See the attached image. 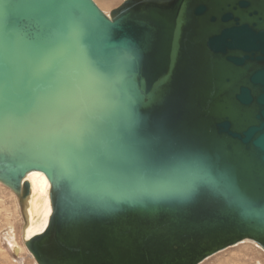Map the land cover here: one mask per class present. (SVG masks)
Segmentation results:
<instances>
[{
	"label": "water",
	"instance_id": "water-1",
	"mask_svg": "<svg viewBox=\"0 0 264 264\" xmlns=\"http://www.w3.org/2000/svg\"><path fill=\"white\" fill-rule=\"evenodd\" d=\"M35 2L0 0V33L16 32L21 65L57 11L81 13L91 25L81 47L110 66L118 100H134L132 154L157 169L202 160L264 208V0H123L108 15L95 0H48L39 12ZM30 87L5 78L0 94L23 107ZM32 171L49 181L52 205L25 243L38 264H199L244 240L264 251V218L221 199L77 206L48 156L0 148V183L20 202Z\"/></svg>",
	"mask_w": 264,
	"mask_h": 264
},
{
	"label": "snow or ice",
	"instance_id": "snow-or-ice-1",
	"mask_svg": "<svg viewBox=\"0 0 264 264\" xmlns=\"http://www.w3.org/2000/svg\"><path fill=\"white\" fill-rule=\"evenodd\" d=\"M47 2L36 0L35 11ZM32 26L25 25L26 36ZM90 31L81 13L57 11L22 65L16 32L0 33V82L22 77L32 85L23 107L0 94V148L12 143L48 156L77 206L115 208L172 197L195 202L207 195L241 209L242 216L264 218V208L251 209L241 191L202 160L157 169L132 154L134 100H118L110 66L91 62L81 47Z\"/></svg>",
	"mask_w": 264,
	"mask_h": 264
},
{
	"label": "bare ground",
	"instance_id": "bare-ground-1",
	"mask_svg": "<svg viewBox=\"0 0 264 264\" xmlns=\"http://www.w3.org/2000/svg\"><path fill=\"white\" fill-rule=\"evenodd\" d=\"M120 1L122 2L123 0H101L100 4L103 8L108 9V12L103 11L102 8L101 10L108 15L110 11L109 9L114 6L116 7V4H120ZM95 3L99 5L97 3V0H95ZM23 181L28 183L29 188L28 195L22 200V202H20L19 196L15 195L10 189L7 188L9 190L8 191L7 189H5V186H3L2 184V186L0 185V191L2 190L8 193V198L10 199L12 204H14L13 215L15 217H19L20 221V228L18 233H11V228L14 224L11 223L8 217L7 208L6 206H4V203H6V201L0 197V210L3 211L0 212V227L2 230V232L0 233V250L3 251L1 259H7V252L4 249V243H7V247L9 248L11 256L12 254H15L18 258L19 253H21V251L25 248L29 256L33 259V261H35L34 256L31 254V252H29L25 243L31 238L44 232L52 213V205L50 200V183L47 180L46 176L42 172L32 171L25 175ZM3 220L4 223H2ZM16 238L18 239L16 240ZM18 262L20 261L18 260Z\"/></svg>",
	"mask_w": 264,
	"mask_h": 264
},
{
	"label": "rangeland",
	"instance_id": "rangeland-1",
	"mask_svg": "<svg viewBox=\"0 0 264 264\" xmlns=\"http://www.w3.org/2000/svg\"><path fill=\"white\" fill-rule=\"evenodd\" d=\"M100 1L101 0H97V3L99 4L98 6H100V8H102L103 11L108 12L107 11L108 9L102 7V5L100 4L101 3ZM120 3H121V1H120ZM118 5H119V3L116 4V7ZM113 8H115V6L110 8L109 10H111ZM0 185H1V183H0ZM5 189H7V188H5ZM7 195H8V193H6L2 190L0 191V197L6 201V203H4V206H6V208H7L8 217H9L11 223L14 224L11 228V233L15 234L16 232L18 233V231H19V228H20L19 222L20 221H19V217H15L13 215L14 204H12V202L8 198L9 196H7ZM0 212H3V211L0 210ZM2 223H4V220ZM1 232H2V230L0 227V233ZM17 239L18 238H16V240ZM2 245H3V242H2ZM7 246H8V244L4 243V249L7 252V259H1L3 251L0 250V253H1L0 254V264H38L37 262H35L36 260L33 261V259L29 256V254L25 250V248L21 251V253H19L20 257L18 256V258L15 254H12V256L15 258L14 259L10 255L9 248ZM16 259H18L20 262H18V260H16ZM200 264H264V251L261 248H259L258 246H256L253 242L245 240V241L239 242V243H237L231 247H228V248L210 256L209 258L205 259Z\"/></svg>",
	"mask_w": 264,
	"mask_h": 264
}]
</instances>
